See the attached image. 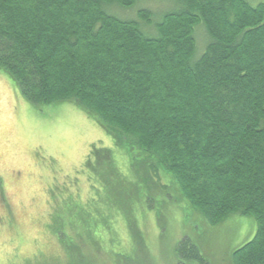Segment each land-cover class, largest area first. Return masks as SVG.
<instances>
[{"label": "trees", "instance_id": "obj_1", "mask_svg": "<svg viewBox=\"0 0 264 264\" xmlns=\"http://www.w3.org/2000/svg\"><path fill=\"white\" fill-rule=\"evenodd\" d=\"M165 1L155 16L148 0H0V70L30 104L84 111L208 227L253 218L230 263L264 264V0ZM87 159L120 183L109 150ZM175 254L205 262L189 239Z\"/></svg>", "mask_w": 264, "mask_h": 264}, {"label": "rangeland", "instance_id": "obj_2", "mask_svg": "<svg viewBox=\"0 0 264 264\" xmlns=\"http://www.w3.org/2000/svg\"><path fill=\"white\" fill-rule=\"evenodd\" d=\"M142 5L155 16L168 7L165 0ZM196 36L201 48L203 35ZM93 147L112 153L118 185L107 188L86 168ZM138 177L84 111L30 104L0 70V264H179L183 239L204 264H231V253L254 236L253 218L234 214L208 227L178 201L169 179Z\"/></svg>", "mask_w": 264, "mask_h": 264}]
</instances>
